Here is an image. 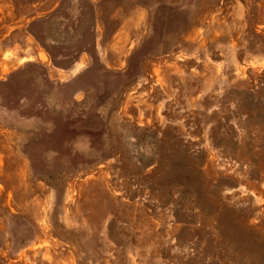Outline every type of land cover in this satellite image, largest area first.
Instances as JSON below:
<instances>
[{"label": "rangeland", "instance_id": "rangeland-1", "mask_svg": "<svg viewBox=\"0 0 264 264\" xmlns=\"http://www.w3.org/2000/svg\"><path fill=\"white\" fill-rule=\"evenodd\" d=\"M0 264H264V0H0Z\"/></svg>", "mask_w": 264, "mask_h": 264}, {"label": "trees", "instance_id": "trees-1", "mask_svg": "<svg viewBox=\"0 0 264 264\" xmlns=\"http://www.w3.org/2000/svg\"><path fill=\"white\" fill-rule=\"evenodd\" d=\"M257 7H256V5H253V11H252V13L255 15V13L257 12Z\"/></svg>", "mask_w": 264, "mask_h": 264}]
</instances>
